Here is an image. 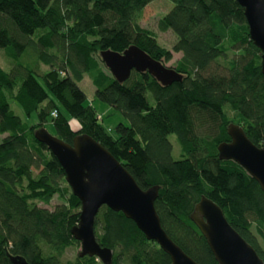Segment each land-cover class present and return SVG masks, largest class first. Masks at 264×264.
<instances>
[{
	"label": "trees",
	"instance_id": "1",
	"mask_svg": "<svg viewBox=\"0 0 264 264\" xmlns=\"http://www.w3.org/2000/svg\"><path fill=\"white\" fill-rule=\"evenodd\" d=\"M153 1L0 0V49L8 62L7 69L0 64V264H103L80 251L64 259L69 248L81 247L72 233L81 202L58 159L35 136L49 122L65 142L86 134L101 143L142 189L158 185L155 207L165 231L198 263L217 264L191 220L203 195L264 260V192L241 165L220 159L217 149L230 140L231 123L264 147L262 53L244 8L237 0H171L158 22L177 37L167 49L139 25ZM132 45L164 64L181 53L172 68L182 80L163 86L136 70L124 82L116 80L101 53H123ZM86 75L96 96L128 120L115 126V135L87 103L79 86ZM33 114L35 126L27 122ZM171 135L181 150L178 159ZM55 197L65 201L53 209L39 205ZM95 234L113 250V264H171L157 242L107 206L97 214Z\"/></svg>",
	"mask_w": 264,
	"mask_h": 264
},
{
	"label": "water",
	"instance_id": "2",
	"mask_svg": "<svg viewBox=\"0 0 264 264\" xmlns=\"http://www.w3.org/2000/svg\"><path fill=\"white\" fill-rule=\"evenodd\" d=\"M244 8L250 37L262 53L264 73V0H237ZM106 68L119 82L127 80L133 70L149 72L163 86L182 80L183 76L162 61L152 58L136 45L123 53L110 50L101 53ZM229 141L217 149L220 159H231L241 165L264 192V147L249 139L244 129L231 123ZM37 140L47 145L65 171L66 181L81 202L79 224L72 229L81 242L80 256L97 257L103 264H113L114 252L102 247L95 234V221L101 207L122 212L132 220L148 240L155 241L170 256L171 264H200L176 244L165 231L155 207L159 186L142 189L125 166L101 143L89 135L74 137L72 144L36 130ZM214 254L217 264H264L256 249L230 224L223 209L202 196L191 214ZM17 264H27L18 260Z\"/></svg>",
	"mask_w": 264,
	"mask_h": 264
},
{
	"label": "rangeland",
	"instance_id": "3",
	"mask_svg": "<svg viewBox=\"0 0 264 264\" xmlns=\"http://www.w3.org/2000/svg\"><path fill=\"white\" fill-rule=\"evenodd\" d=\"M173 7V2L171 0H154L149 3L143 10L141 17L139 18V25L143 28L152 30L157 34L158 42L160 45L167 49H172L174 43L177 41L176 35L172 31L163 32L158 27L159 20L167 14ZM181 53H174L173 59L170 62H165V65L168 67H174L177 64V61L180 59ZM0 64L3 68L7 69L8 62L6 56L4 55V50L0 49ZM79 86L85 92L87 96V103L93 105L98 113L100 122L107 128L108 132L112 135H115V126L119 123L128 124V120L117 110L111 107L109 104L100 100L95 94V86L93 85L91 79L86 75L84 79L79 83ZM13 108L16 113L22 116H25L23 111L16 105L12 103ZM55 112H53V115ZM57 113V112H56ZM56 117V116H55ZM27 122L31 125H38V120L36 114H33L30 118L27 119ZM72 125L76 126L77 123L72 120ZM45 129L52 135L55 133L54 125L49 122L45 125ZM2 136H0L1 139ZM170 140L173 143V157L178 159L181 156V150L176 143L174 135L170 136ZM65 199L55 197L49 205L39 203L42 207H47L53 209L57 204L64 202ZM81 251V247L69 248L64 256V259H74L76 254Z\"/></svg>",
	"mask_w": 264,
	"mask_h": 264
},
{
	"label": "built area",
	"instance_id": "4",
	"mask_svg": "<svg viewBox=\"0 0 264 264\" xmlns=\"http://www.w3.org/2000/svg\"><path fill=\"white\" fill-rule=\"evenodd\" d=\"M54 114H55V116H57V113L56 112Z\"/></svg>",
	"mask_w": 264,
	"mask_h": 264
}]
</instances>
